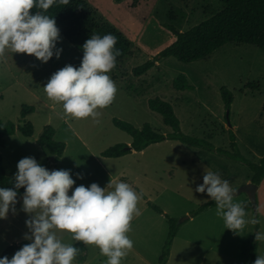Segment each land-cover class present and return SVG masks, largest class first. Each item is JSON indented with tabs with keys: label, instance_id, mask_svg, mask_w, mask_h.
<instances>
[{
	"label": "rangeland",
	"instance_id": "rangeland-1",
	"mask_svg": "<svg viewBox=\"0 0 264 264\" xmlns=\"http://www.w3.org/2000/svg\"><path fill=\"white\" fill-rule=\"evenodd\" d=\"M85 1L98 18L127 33L132 43V56L109 74L118 89L115 99L106 108L98 109L102 114L97 123L91 117L79 120L65 117L62 104L47 98L43 86L50 76L67 64L78 68L83 57L61 35L56 45L62 49L60 58L54 55L47 63L27 54L6 52L0 59V119L21 126L30 122L33 127L30 137L17 132L0 147L7 173L14 177L18 161L34 157L48 170H70L75 180L72 191L76 186L87 187L93 182L101 188L110 181L113 185L128 183L142 195L137 205L141 214L131 222L128 236L134 247L121 264H158L169 225L148 202L175 218L180 226L167 264H245L255 234H264V179L257 192V213L248 194L234 196V202L245 207L247 219L259 220L258 230L251 223L240 234L226 229L223 218L216 215L217 207L196 217H191V213L212 200L206 193L195 191L203 183L205 172H218L238 190L251 179L246 165L208 147L169 140L151 145L143 154L133 152L119 159L101 154L117 144L132 142L129 134L115 127L114 119L137 128L149 124L161 134H171L173 131L163 117L148 105L149 100L160 98L172 105L186 136L204 139L215 149L230 150L229 131H232L240 153L258 163L264 158V52L252 45L227 44L209 58L192 63L165 58L146 75L134 77L133 68L174 43L176 37L165 28L166 24L186 32L219 13L222 3L219 0ZM182 82L193 89L177 90ZM250 83H259L260 88L253 91L248 87ZM223 86L234 97L229 121L221 96ZM30 108L33 111L23 118L22 111ZM47 126L55 130L56 141L66 144L57 164H51V157L37 143ZM78 175L83 178H77ZM17 200L15 213L10 210L7 218L0 219V257L11 245L31 242L24 238L29 231L25 223L29 216L22 210V199ZM187 216L191 219L179 223ZM141 223L150 229L147 236L143 229V237H138ZM57 236L62 243L80 250L72 264H105L107 257L101 255L98 247L73 240L67 231H57ZM257 255L264 256V239L259 240ZM80 257H84V262H79Z\"/></svg>",
	"mask_w": 264,
	"mask_h": 264
},
{
	"label": "clouds",
	"instance_id": "clouds-1",
	"mask_svg": "<svg viewBox=\"0 0 264 264\" xmlns=\"http://www.w3.org/2000/svg\"><path fill=\"white\" fill-rule=\"evenodd\" d=\"M54 4L68 5L69 0H0V59L9 51L34 56L42 63L54 55L60 58L62 49L56 47L60 29L55 18L45 14ZM34 8L38 10L32 13ZM117 43L112 33L93 34L82 45L78 68L67 64L50 76L44 92L49 100L62 104L65 117H91L98 123L102 114L98 109L114 101L118 89L109 73L122 54ZM74 184L70 170H48L34 157L18 161L13 188H0V219L7 218L10 210L15 213L18 190L24 188L22 210L29 216L24 238L31 242L11 259L0 258V264H72L80 250L62 243L57 231H67L73 240L98 247L107 257L105 264H121L134 247L128 233L134 217L141 214L137 205L142 195L126 182L113 185L111 181L104 188L95 182L87 187L81 184L69 195ZM195 191L215 201L216 215L235 234L249 223H259L246 218L245 207L234 202L236 190L218 172H205ZM255 239H264V234L256 233ZM253 264H264V256L257 255Z\"/></svg>",
	"mask_w": 264,
	"mask_h": 264
},
{
	"label": "trees",
	"instance_id": "trees-1",
	"mask_svg": "<svg viewBox=\"0 0 264 264\" xmlns=\"http://www.w3.org/2000/svg\"><path fill=\"white\" fill-rule=\"evenodd\" d=\"M120 1V0H117ZM223 9L207 19L206 21L194 26L186 32H182L172 25H165L171 31L176 40L170 46L162 50L157 56L152 57L142 65L132 69L131 74L134 77L146 75L149 71L156 67L161 60L174 57L183 63H192L200 59H207L213 53L227 44L252 45L256 46L264 52V0H219ZM38 9H32L35 13ZM54 17L57 27L60 29V35L79 50L83 54L82 45L93 34L101 36L112 33L118 38L116 48L120 49L122 54L117 57V63L121 64L127 57L132 56V43L127 33L118 29L103 19L97 17L96 12L91 8L85 0H69L68 5L54 4L45 13ZM116 67L110 72L116 69ZM109 73V74H110ZM248 87L251 90H258L259 83H250ZM193 89L187 82H182L177 90L185 91ZM221 96L226 109H230L234 97L232 92L225 86L221 88ZM149 108L157 112L163 117L164 123L172 129V133L164 135L155 130L151 125L145 124L141 128H137L131 123L120 119H114L113 123L116 128L126 132L132 137V142L128 144H117L102 152L105 158H120L132 153V151L142 152L153 144L170 141H180L190 146H204L208 149L216 150L219 154L225 155L235 161L246 165L251 172V181L256 185H260L264 179V158L255 163L245 158L238 149L237 137L234 132L229 131L230 150L215 149L213 144L204 139H197L186 136L181 131V123L176 116L171 104L160 98L151 99L148 102ZM22 111L23 118L32 112ZM264 111V105H263ZM17 132L26 137L33 134V127L30 122H26L23 126L13 122H3L0 119V147L5 146V139L15 135ZM37 143L51 157V164H57L62 158L66 144L55 140V130L51 126H47L37 139ZM13 176H10L0 158V188H13ZM25 189L18 190L17 197H23ZM69 195L71 192L69 191ZM148 205L158 214L163 215L169 225L168 236L162 249L158 264H167L169 261L171 246L177 236L180 226L175 218L165 214L164 211L148 202ZM216 207L215 201L211 200L200 206L191 213V217H196L204 211ZM259 229V224H256ZM259 240L254 238L253 243L249 247L246 254L245 264H253L257 258ZM27 242L11 245L6 248L1 257H11L13 253L19 250Z\"/></svg>",
	"mask_w": 264,
	"mask_h": 264
},
{
	"label": "water",
	"instance_id": "water-1",
	"mask_svg": "<svg viewBox=\"0 0 264 264\" xmlns=\"http://www.w3.org/2000/svg\"><path fill=\"white\" fill-rule=\"evenodd\" d=\"M227 118L229 121V110L227 113ZM259 186L252 183V181H250L248 184L242 186L241 188H239L238 190H236V194L235 196L240 195L241 193H246L249 196V199L252 203V206L254 208V211L257 213L258 210V206H257V192H258ZM190 219L189 216L183 218V220H181L179 223H182L186 220Z\"/></svg>",
	"mask_w": 264,
	"mask_h": 264
},
{
	"label": "crops",
	"instance_id": "crops-1",
	"mask_svg": "<svg viewBox=\"0 0 264 264\" xmlns=\"http://www.w3.org/2000/svg\"><path fill=\"white\" fill-rule=\"evenodd\" d=\"M175 40H176V39H174V41H175ZM169 141H170V140H169ZM5 144H6V139H5ZM148 148H149V147H148ZM148 148H147V149H148ZM147 149H145V150L142 151V152H137V153H141V154H143ZM133 152H136V151H132V153H133ZM132 153H131V154H132ZM126 156H127V155H126ZM62 157H63V156H62ZM123 157H124V156H123ZM120 158H122V157H120ZM61 159H62V158H61ZM61 159H60V160H61ZM111 159H112V158H111ZM113 159H119V158H113ZM60 160H59V162H60ZM59 162H58V163H59ZM250 181H251V179L248 180V183H249ZM248 183H247V184H248ZM259 189H260V187H259ZM259 189H258V190H259ZM70 192H71V194H72V190H70ZM144 196H145V195H144ZM17 198L22 199V197H17ZM144 198H145V200H147L146 197H144ZM216 207H217V206H216ZM213 208H215V207H213ZM156 213H157V212H156ZM164 213H165V212H164ZM160 215H161V214H160ZM167 215H168V214H167ZM190 219H191V218H190ZM143 229H144L145 231H144ZM140 230H141V231H140L141 233L138 234V237H143V235H141V234L143 233V231L145 232V235H146V236H147V231H150V229H148V228H144V226L142 225V223H141V229H140ZM168 231H169V229H168ZM151 232H152V231H151ZM175 238H176V237H175ZM174 240H175V239H174ZM149 243H150V241H149ZM172 244H173V243H172ZM171 247H172V246H171ZM13 254H14V253H13ZM13 254H12V255H13ZM170 255H171V253H170ZM169 259H170V257H169ZM79 262H84V257H80V258H79ZM167 263H168V262H167ZM149 264H154V263H149Z\"/></svg>",
	"mask_w": 264,
	"mask_h": 264
}]
</instances>
